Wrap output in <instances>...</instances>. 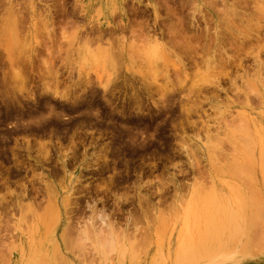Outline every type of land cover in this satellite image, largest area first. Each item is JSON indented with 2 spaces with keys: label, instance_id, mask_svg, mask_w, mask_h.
Listing matches in <instances>:
<instances>
[{
  "label": "rangeland",
  "instance_id": "obj_1",
  "mask_svg": "<svg viewBox=\"0 0 264 264\" xmlns=\"http://www.w3.org/2000/svg\"><path fill=\"white\" fill-rule=\"evenodd\" d=\"M261 1L193 0V22L212 26L200 37L175 0H0V264H264V66L220 62ZM122 18L156 25L183 63L137 58L128 30L124 44L108 32ZM180 22L188 35L171 41L166 27ZM96 29L122 52L115 68L84 51ZM206 54L213 74L228 68L220 87L201 78Z\"/></svg>",
  "mask_w": 264,
  "mask_h": 264
},
{
  "label": "bare ground",
  "instance_id": "obj_2",
  "mask_svg": "<svg viewBox=\"0 0 264 264\" xmlns=\"http://www.w3.org/2000/svg\"><path fill=\"white\" fill-rule=\"evenodd\" d=\"M195 1V0H194ZM261 1V0H260ZM191 2V1H190ZM193 2V1H192ZM191 2V3H192ZM225 2V0H223V3ZM233 2V1H232ZM257 3H260V2H258V1H256ZM262 3H264V0H262L261 1ZM222 3V2H221ZM226 3V2H225ZM234 3H236V2H233V4ZM240 3H242V2H240ZM253 3V2H252ZM123 4H124V2L122 1L121 2V5L118 7V12H120V14H121V16H123V15H126V10L124 9V6H123ZM193 4V3H192ZM210 4V3H209ZM238 4V3H237ZM16 5H18V3L16 4ZM15 5V6H16ZM242 6L243 5H246V4H241ZM253 5V4H252ZM256 5V4H255ZM255 5H253L254 7L252 8V9H254L255 11H256V8H255ZM259 5V7H258V9H257V11L259 12V14H258V16H254V18H252L251 17V19L248 17V18H245V20H246V22H248V23H246V25L243 23H241V25H240V27H239V25H238V28H239V31L240 32H236L235 34H234V39H233V43H235V44H237L236 45V47L234 48V50L236 51V53H237V55H233V54H230V56H229V54H228V56H227V60L225 59V60H220V62L221 61H224V63H235V61L236 60H239V62H237V67H240L241 66V69H243L242 67H243V65H242V63H244V60H245V58H247V56L248 57H252V59H253V63H256V64H258L259 66H260V68H262L263 66H264V5L263 4H257L256 6H258ZM263 5V6H262ZM11 6V5H10ZM194 6V5H193ZM226 6V5H225ZM240 6V5H239ZM13 7H14V5H13ZM154 7V6H153ZM228 6H226L225 8V13L227 14V12H228V10H231V9H228L227 8ZM157 8H158V6H157ZM173 8H174V6H173ZM192 8V7H191ZM234 8V7H233ZM18 9V8H17ZM236 9H238V8H236ZM15 10V11H14ZM155 10V14H156V16L155 17H157L158 18V15H159V13H158V9H154ZM191 11H192V9H190ZM239 10H241V11H243L242 9H239ZM13 11V15H11V17L9 16V21H10V25H11V27L14 25V26H16V28H18L17 27V25L18 24H20L21 22H22V20H21V14H17L16 13V8L14 7V9L12 10ZM174 11H175V8H174ZM199 11V10H198ZM236 11V10H235ZM234 11V12H235ZM172 12H173V10H172ZM200 12V11H199ZM237 12V11H236ZM18 13H21L20 12V10L18 9ZM230 13V12H229ZM228 13V14H229ZM231 13H233V12H231ZM243 13V12H242ZM245 13V12H244ZM255 13V12H254ZM10 14H11V12H10ZM114 14H115V11H113L112 12V14H111V17L113 18L114 17ZM117 14V13H116ZM247 14V13H246ZM251 14H253V13H251ZM256 14V13H255ZM234 15V14H233ZM238 15H239V13H238ZM52 16V15H51ZM176 16V15H175ZM43 17V16H42ZM46 17V16H45ZM45 17L42 19V23L44 22V25H45V27H44V29L46 30L45 32L48 34V36L50 37V35H52L53 34V32H55V24H54V18H53V20H52V18H50V17H48L46 20H44L45 19ZM134 17V16H133ZM224 17V16H223ZM241 17V16H240ZM121 18V17H120ZM193 18V17H192ZM222 18V17H221ZM244 18V16L243 17H241V20ZM44 20V21H43ZM72 20V19H71ZM135 20V19H134ZM195 20H196V18H195ZM225 20H226V18H225ZM240 20V21H241ZM244 20V21H245ZM136 21V20H135ZM133 22L132 24H130L129 22H125L124 21V18H122V20H121V22L119 23V21L117 22V23H119L118 25H114V24H112V21H107V22H105V23H103V25H105V24H112L113 25V30L111 31H108L109 32V34L112 36H114V34L116 33V31L117 30H122V32H121V34H122V37H121V40H119V43L120 44H124V40L125 39H128L127 37L129 36H127L126 34H125V32L128 30L129 32H130V36H131V45H130V43L127 45L128 47H130V49H132V51H133V48L135 49L134 51H135V54L137 55L138 53H136V52H139V55H137V58H138V56H142V55H144V57H145V60H147V61H149V62H154L155 61V63H156V60H158V63H156L157 64V66H158V64H159V62L165 57H167V56H165V53H171V54H173L176 50H173V46H172V48H171V46H169L168 44H167V41H165V39H164V32H161V34L160 35H158L155 31V28H156V25H151L149 22H148V20L147 21H144V20H139V19H137V21L136 22ZM173 21V20H172ZM181 21V20H180ZM191 21V20H190ZM8 22V21H7ZM46 22V23H45ZM210 22V21H209ZM227 22V21H226ZM12 23V24H11ZM155 23V22H154ZM158 23V22H157ZM172 23V22H171ZM176 23H178L177 21H176ZM8 24V23H7ZM9 24H8V26H9ZM40 24V23H39ZM115 24H116V22H115ZM193 24V23H192ZM191 24V25H192ZM21 25V24H20ZM22 25H24V24H22ZM28 25V24H27ZM43 25V26H44ZM230 25V24H229ZM13 26V27H14ZM37 26V25H36ZM184 26V24L183 23H181L180 22V24L179 25H177V24H171V25H168L166 28H167V32H166V34L170 37V39H171V41H176L175 39H176V37H178V36H183L185 33L188 35V33L187 32H185L184 33V30H185V28L183 27ZM207 26V25H206ZM15 28V27H14ZM21 28V27H20ZM19 28V29H20ZM196 28V27H195ZM230 28V27H229ZM10 30L11 29H13V28H9ZM23 29V28H22ZM21 29V30H22ZM15 30V29H14ZM16 30H18V29H16ZM15 30V31H16ZM62 30H64L63 31V33L64 32H66L67 33V31H65V29H62ZM227 30V29H226ZM229 30V29H228ZM18 31H20V30H18ZM41 31H42V29H41ZM92 31H94L93 29H92ZM162 31V30H161ZM246 31V32H245ZM12 32V31H11ZM17 32V31H16ZM231 32H232V30H231ZM65 33V34H66ZM96 33V34H95ZM95 33H94V36H92V39H91V37H90V35L89 34H87V35H85L86 37H84L85 38V42H84V47H85V49H84V51H85V53L88 55L87 57L88 58H90V57H94L93 59L95 60L96 59V56L98 55V54H100V57H98L97 58V60L99 59V60H101L100 61V63L102 62H104L105 61V59H107L108 57H109V60H106V61H110L111 59H112V61H114V60H116V58H114V56L116 57V55H118V58H119V55H121V54H119V53H122V52H119L118 54H117V52L115 51L117 48H116V46H115V48L113 47V41H110L109 39H106L105 40V37H104V33H105V30L103 31H100V29H96L95 30ZM208 33V32H207ZM22 34H25V33H21L20 35L22 36ZM56 34V33H55ZM121 34H119V35H121ZM232 35H233V33H231ZM16 36V35H15ZM38 36H39V34H38ZM37 36V37H38ZM67 36V35H66ZM89 36V37H88ZM194 36V35H193ZM24 38H26L25 36H23ZM34 37V36H33ZM90 38V39H88V38ZM184 37H185V35H184ZM190 37V36H189ZM210 37V36H209ZM7 38H9L8 40H10L11 41V39H12V42H14L15 41V39L14 38H17V36L16 37H14L13 36V38H12V35H11V38H10V36H8ZM6 38V39H7ZM36 38V37H35ZM42 38V37H41ZM87 38V39H86ZM111 38V37H110ZM186 38V37H185ZM184 38V39H185ZM13 39H14V41H13ZM38 38H36V40H37ZM26 40V39H25ZM130 40V38L128 39V41ZM189 40V39H188ZM214 40V39H213ZM7 42V43H10L11 44V42ZM16 41H18V42H20L19 41V38H17V40ZM15 41V42H16ZM39 41V40H38ZM37 41V42H38ZM58 41H59V39H58ZM120 41H122V42H120ZM199 41V40H198ZM211 41V40H210ZM231 41V40H230ZM15 42H14V44H15ZM103 42H105V43H107L108 45L106 46L105 44H104V46H103ZM184 43H186V44H183V45H186L187 46V49L188 50H191V52L192 51H195V46H194V44H192L190 41H186V40H184L183 41ZM182 42V43H183ZM201 42V41H200ZM207 42H209V41H207ZM92 43H95L96 44V46H97V48L95 49V50H92L91 49V46H90V44H92ZM128 43V42H127ZM177 43V42H176ZM178 43H179V41H178ZM181 43V44H182ZM232 43V42H231ZM230 43V44H231ZM8 45L9 47L10 46H12V47H10V49H11V53H13V51L15 50V49H17V46H19V45H17L16 46V48H15V45L14 44H11V45ZM171 44V43H170ZM14 45V46H13ZM49 45V44H48ZM117 45V44H116ZM173 45V44H172ZM195 45H198V44H196L195 43ZM222 45V44H221ZM103 46V47H102ZM118 46H120V45H118ZM117 46V47H118ZM124 46V45H123ZM207 46V45H206ZM229 46V45H228ZM231 46V45H230ZM229 46V47H230ZM248 46V47H247ZM13 47L15 48L14 50H13ZM20 47V46H19ZM18 47V48H19ZM232 47V46H231ZM234 47V46H233ZM42 48V47H41ZM50 48V47H49ZM49 48H48V50H49ZM82 48V47H81ZM118 48H120V47H118ZM124 48V47H123ZM184 48H185V50H186V47L184 46ZM221 48H225V46H223V47H221ZM23 49H25L24 47H23ZM128 50H129V52H130V54L128 53L127 54V57L129 56V55H131L132 56V52L130 51V49L129 48H127ZM136 49L138 50V51H136ZM175 49V48H174ZM203 49V48H202ZM206 49V48H205ZM208 49H209V47H208ZM218 49H220V48H218ZM210 50V49H209ZM212 50H213V47H212ZM217 50V49H216ZM16 52L18 51V49L17 50H15ZM14 51V52H15ZM25 51V50H24ZM119 51H120V49H119ZM124 51V50H123ZM133 51V52H134ZM142 53H141V52ZM174 51V52H173ZM207 51V50H206ZM220 51V50H219ZM222 51L224 52V53H226V49L224 50V49H222ZM240 51H241V53H244V55H246V56H244V57H242V56H239V54H241L240 53ZM20 52V50L17 52V53H19ZM128 52V51H127ZM173 52V53H172ZM217 52V51H216ZM222 52V53H223ZM9 53V52H8ZM54 53V52H53ZM141 53V54H140ZM163 53H164V55H163ZM176 54H177V52H175ZM173 54V55H176V54ZM207 53V52H206ZM212 53V52H211ZM215 53V52H214ZM218 53V52H217ZM228 53V52H227ZM14 54V53H13ZM21 54V53H20ZM20 54H17V55H20ZM56 54V53H55ZM95 54H97V55H95ZM180 54V53H179ZM220 54V53H219ZM22 55V54H21ZM51 54H49V56H50ZM95 55V56H94ZM178 55V54H177ZM176 55V56H177ZM208 55H210V53L208 54ZM207 54H206V58L204 59V63H205V67H206V69L205 70H203V72H200L201 73V78H203V76H204V78L205 79H208L209 81H210V78L211 79H213L214 80V82H215V84H217L219 87H220V82H219V75L221 76V74H224L225 76L227 75L228 76V73H227V69H225L224 71L222 70V72L220 71L217 75H215V74H213V72L215 71V70H217V66H216V64H215V61L216 60H214V57L213 56H208ZM11 56H12V54H11ZM15 56L16 55H13L12 57L15 59ZM52 56H53V54H52ZM83 56V55H82ZM99 56V55H98ZM122 56V55H121ZM131 56H130V60L132 61L133 60V62L135 61V60H137V58L134 60V58L132 57L131 58ZM170 56V55H169ZM168 56V57H169ZM179 56V55H178ZM177 56V57H178ZM205 56V55H204ZM208 56V57H207ZM20 57V56H19ZM162 57V59L161 60H159L160 58ZM176 57V58H177ZM192 57V56H191ZM203 57V56H202ZM220 57H222V55L220 56ZM8 58V57H7ZM60 58V57H59ZM92 58H90V59H92ZM105 58V59H104ZM113 58H114V60H113ZM140 59H141V57H139ZM182 58V57H181ZM181 58H179L178 57V59H176L177 61H179L180 63H178V64H181V63H183V61L181 60ZM17 59V58H16ZM53 59V58H52ZM103 59V60H102ZM139 59V60H140ZM203 59V58H202ZM222 59H223V57H222ZM12 60V59H11ZM11 60H10V63L12 64V62H14L13 60H12V62H11ZM93 60V61H94ZM99 60L98 61H96V62H99ZM117 60H119V59H117ZM116 60V61H117ZM122 59H120V61H121ZM130 60L129 59H127V64L129 63L130 64ZM142 60V59H141ZM143 60H144V58H143ZM165 60V59H164ZM163 60V61H164ZM167 60V59H166ZM218 60V59H217ZM18 61V60H17ZM84 61V60H83ZM115 61V62H116ZM123 61V63H124V60H122ZM129 61V62H128ZM138 61V60H137ZM136 61V62H137ZM147 61H145V62H143V63H146L147 64ZM169 61V60H168ZM22 62V61H21ZM92 62V61H91ZM111 62V61H110ZM114 62V63H115ZM132 62V63H133ZM136 62H134L132 65L134 66V64L136 63ZM141 62V61H140ZM167 62V61H166ZM170 62V61H169ZM198 62V61H197ZM196 62V63H197ZM217 62V61H216ZM17 63V62H16ZM93 63V62H92ZM108 62H106V64H107ZM118 63V62H117ZM120 63V62H119ZM138 63V62H137ZM154 63V64H155ZM168 63V62H167ZM218 63V62H217ZM223 63V64H224ZM238 63H240V64H238ZM94 64H95V62H94ZM111 64H113L112 62H111ZM111 64H109L111 67H113L114 66V64H113V66L111 65ZM116 64V63H115ZM153 64V67L154 66H156V65H154ZM202 64H203V62H202ZM223 64H222V66H223ZM18 65V64H17ZM104 65H105V62H104ZM117 65V64H116ZM131 65V64H130ZM145 65V64H144ZM183 65H185V64H183ZM199 65V64H198ZM219 65H220V63H219ZM239 65V66H238ZM156 66V67H157ZM160 66V65H159ZM222 66H219V67H222ZM225 66V65H224ZM103 67V66H102ZM106 67V66H105ZM118 67V66H117ZM130 67V66H129ZM141 67V66H140ZM153 67H151V68H153ZM185 67V66H184ZM228 67V66H227ZM19 68H20V66H19ZM114 68H115V66H114ZM130 68H132V67H130ZM135 68V67H134ZM147 68H149L148 67V65H147ZM159 68V67H158ZM11 69V68H10ZM16 69V68H15ZM156 69V68H155ZM53 70V69H52ZM152 70V69H151ZM151 70H150V72H151ZM154 70V69H153ZM159 70V69H158ZM163 70V69H162ZM227 70V71H226ZM244 70V69H243ZM19 71V70H18ZM155 71V70H154ZM157 71V70H156ZM155 71V73H159V71L158 72H156ZM164 71V70H163ZM17 72V70L16 71H14V73H16ZM224 72V73H223ZM244 72V71H243ZM18 73V72H17ZM152 73V72H151ZM154 73V72H153ZM20 74V73H19ZM160 74V73H159ZM165 74V73H164ZM242 74V73H241ZM156 75V74H155ZM158 75V74H157ZM160 75H162V74H160ZM180 75V74H179ZM110 76V75H109ZM159 76V75H158ZM168 76V75H167ZM16 77H19L20 79H21V76H16ZM156 77V76H155ZM23 78V77H22ZM119 78V77H118ZM157 78H159V77H157ZM166 78V77H165ZM168 78V77H167ZM242 78H243V76H242ZM109 79L110 78H108V80H107V82L109 81ZM116 79V78H115ZM149 79V78H148ZM171 79V78H170ZM184 79V78H183ZM232 79V78H231ZM15 80V79H14ZM18 80V79H17ZM16 80V81H17ZM22 80H24V79H22ZM113 80V79H112ZM111 80V82H114V84H115V81L113 80L112 81ZM165 80V79H164ZM167 80H169V79H167ZM182 81V80H181ZM232 81V80H231ZM85 82H86V80H85ZM89 82V81H88ZM111 82H109V83H111ZM166 82V81H165ZM169 82V81H168ZM43 83V82H42ZM81 83V82H80ZM91 83H93V82H91ZM103 83V82H102ZM108 83V84H109ZM233 84H234V86L236 85V80L234 81V79H233V82H232ZM22 84H23V82H22ZM89 84V83H88ZM148 84H150V83H148ZM18 85H20V83L18 84ZM17 85V86H18ZM45 85V84H44ZM78 85V84H77ZM81 85V84H80ZM84 85V84H83ZM85 85H87V84H85ZM93 85V84H92ZM100 85V84H99ZM144 85V84H143ZM146 85V84H145ZM151 85V84H150ZM150 85H146V86H150ZM22 86V85H21ZM46 86V85H45ZM48 86V85H47ZM79 86V85H78ZM104 86L106 87V90L109 88V86L110 85H107V83L106 84H104ZM107 86H108V88H107ZM153 86V85H152ZM163 86V85H162ZM171 86V85H170ZM49 87V86H48ZM47 87V88H48ZM24 89L25 88V86H24V84H23V86L21 87V89ZM84 88H87V87H84ZM84 88L82 89L83 91H84ZM90 88V87H89ZM88 88V89H89ZM163 88H165L164 86H163ZM19 89H20V87H19ZM18 89V90H19ZM20 89V90H21ZM22 89V90H23ZM105 89V88H104ZM110 89H111V87H110ZM110 89H108V91H111ZM159 89V88H158ZM166 89H167V87H166ZM165 89V90H166ZM17 90V89H16ZM44 90V89H43ZM56 90H58V89H56ZM106 90H104V92L106 91ZM164 90V91H165ZM19 93V92H18ZM59 93V92H58ZM83 93V92H82ZM108 93V92H107ZM133 93V92H132ZM162 93V92H161ZM63 94V93H62ZM64 96V95H63ZM65 96H68V93L65 95ZM64 96V97H65ZM185 108V107H184ZM191 110V109H190ZM187 112V111H186ZM188 113H190V112H188ZM43 145V144H42ZM44 146V145H43ZM29 148V147H28ZM41 148V147H40ZM44 148V147H43ZM42 154V153H41ZM94 210V209H93ZM93 212H95V210L93 211ZM230 216H232V215H230ZM232 218V217H231ZM234 218V217H233ZM233 221V220H232ZM212 224V223H211ZM216 223H214V225H215ZM212 227V226H211ZM218 227V226H217ZM214 228V227H213ZM212 228V229H213ZM218 230H219V228H218ZM229 230V229H228ZM209 231V230H208ZM210 232V231H209ZM219 232H221V231H219ZM235 232V231H234ZM234 232H233V234H234ZM216 233V232H215ZM229 233V232H228ZM236 233H237V231H236ZM235 233V234H236ZM239 233H240V231H239ZM222 234V233H221ZM232 234V233H231ZM234 234V235H235ZM212 235H213V233H212ZM215 235H217V234H215ZM228 235V234H227ZM234 235H232L233 237H234ZM239 235V234H238ZM218 237H220V236H218ZM231 236H229V238H230ZM228 238V237H227ZM64 239V238H63ZM200 239V238H199ZM232 239H234V238H232ZM203 240V239H202ZM211 240V239H210ZM213 240V239H212ZM218 241V240H217ZM106 242V241H105ZM230 242H231V240H230ZM232 244V243H231ZM235 244V243H234ZM225 245V244H224ZM232 248H233V246H232ZM231 248V249H232ZM221 249V248H220ZM229 249V248H228ZM198 250V249H197ZM210 250V249H209ZM199 251V250H198ZM220 251V250H219ZM210 252V251H209ZM208 252V253H209ZM8 264V263H7Z\"/></svg>",
  "mask_w": 264,
  "mask_h": 264
},
{
  "label": "flooded vegetation",
  "instance_id": "obj_3",
  "mask_svg": "<svg viewBox=\"0 0 264 264\" xmlns=\"http://www.w3.org/2000/svg\"><path fill=\"white\" fill-rule=\"evenodd\" d=\"M193 0H175V2L173 4H171L170 6L173 8H175V12L177 13H180L181 11L184 13V16L186 18L187 15L188 16V19L186 18L185 19V23L187 24V27L189 28H193L195 31H191L190 33H194V35L196 36H200L202 37L203 35L207 34L206 33V30H207V27L211 28L212 26L210 25L211 23L209 22L208 23V20L207 18L205 19L204 17H199V20L194 18V22H193V18L191 16V13L193 12V10L191 11L190 9H192V3L191 2ZM204 1V0H203ZM205 1H208V0H205ZM211 2L213 0H210ZM219 1V0H218ZM218 1L216 0V4H215V7L217 6V3ZM173 8V9H174ZM173 14V13H172ZM163 18H165L166 16H162ZM174 17H179V16H175ZM191 20V21H190ZM154 23V22H153ZM152 23V24H153ZM193 23V24H192ZM163 24V23H162ZM192 24V25H191ZM207 25V26H206ZM196 27V28H195ZM160 28V27H159ZM188 28V29H189ZM161 29V28H160ZM190 30V29H189ZM213 32V30H211ZM231 41L233 42V39H234V35H232L231 37ZM239 62V60H236L235 63Z\"/></svg>",
  "mask_w": 264,
  "mask_h": 264
}]
</instances>
